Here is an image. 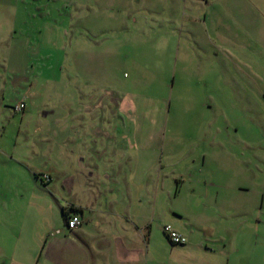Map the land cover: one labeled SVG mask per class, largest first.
<instances>
[{"label": "rangeland", "instance_id": "1", "mask_svg": "<svg viewBox=\"0 0 264 264\" xmlns=\"http://www.w3.org/2000/svg\"><path fill=\"white\" fill-rule=\"evenodd\" d=\"M137 1L0 0V264H34L40 254L47 264L58 253L51 244L70 240L61 118L81 99V62L97 95L111 88L115 100L134 104V131L149 152L136 163L165 181L152 232L159 260L264 264V0ZM205 19L223 54L224 91L218 57L207 60L198 41ZM207 80L213 108L194 90ZM20 101L25 109L13 111ZM52 167L56 178L43 184ZM142 181L135 188L154 193ZM186 220L196 247L182 255L161 228Z\"/></svg>", "mask_w": 264, "mask_h": 264}, {"label": "crops", "instance_id": "2", "mask_svg": "<svg viewBox=\"0 0 264 264\" xmlns=\"http://www.w3.org/2000/svg\"><path fill=\"white\" fill-rule=\"evenodd\" d=\"M139 2L140 0L137 1V3ZM193 8L190 7V10ZM190 20L198 19L192 14ZM203 22L205 25L198 22L200 28L202 27L198 41L206 43L204 56L207 60L218 57L219 73H221V84L218 89L224 91L225 86L229 87V83L228 80L225 82L223 54L221 51L214 50L216 41L211 37L210 28L206 26V19ZM226 54L230 56V53ZM92 58L93 56L82 57L86 62H90ZM88 72V67H83L81 62L78 74L80 76L85 74V78L79 86L81 99L76 104H67L68 108L69 106L74 108H70L61 118L63 120L62 139H64L63 166L57 165L68 172L64 175L68 178L64 179L63 192L70 195L72 202L62 208V215L65 227L69 231L67 233L70 235V240L63 244H51L55 252L60 253L61 251L62 253L61 255L56 253V258H50L51 261L47 264H166L159 260L160 255L155 253L156 250H153L152 245L153 222L157 219L161 221L157 214H163L160 209V198L161 191L165 194V181L161 182L158 178L157 168L154 173L149 172L148 175H145L139 170V165L136 163V157H138V161L149 159V152L148 149L145 150L148 153L145 155L144 145L146 143L143 142L142 137L137 139V134L134 131L136 121L130 111L134 104L129 105L115 100L113 92L116 91L111 88L107 90L108 94L105 96L107 99L102 91H100V95H97L96 90L99 88L96 81L88 79ZM200 74L203 78L207 75L204 72ZM208 82L209 80L207 83H198L194 90L198 91V101H201L200 97L206 93L203 105L213 108L215 100L208 92ZM5 87L6 85L3 86V88ZM85 91H89V94ZM91 94L93 95L90 96ZM82 96L84 97L82 98ZM218 98L217 107L221 105L223 108L225 100L222 95ZM125 99L127 98L125 97ZM4 105L7 106L6 100H4ZM106 106L112 109L108 110ZM13 107L12 109L15 111ZM121 108L123 110L126 108V110L122 112ZM104 114L106 116H103ZM219 134L215 135L219 136ZM47 135L48 138L49 136L51 138L55 136V133L50 132ZM155 152H157L156 147H154ZM162 162L163 160L159 157V168L163 171L165 164ZM76 168L77 170H75ZM88 168L90 169L88 170ZM73 171H79L80 177L71 178L70 172ZM55 172L57 171L54 167L49 168L44 171L40 181L46 185L51 184L57 176ZM139 173H143V175ZM36 174L40 175L41 173ZM35 177L38 180V176L35 175ZM144 179L153 182L154 193L150 190L147 193H141V190L135 188L137 184L138 186L143 185L142 180ZM161 188L163 189L161 190ZM73 208L80 210L79 214L84 218V223L76 229L69 230L63 211L71 214L75 211ZM182 214L176 216L183 220L185 218ZM183 224L185 226H181V223H173L175 227L172 226L187 237L186 244H173L167 239L174 252L189 255L196 247L192 244L196 227L187 220ZM161 229L165 234L163 227ZM205 249L213 251L206 244ZM41 255L35 256L34 264H41ZM184 260H180L179 264H197L188 259Z\"/></svg>", "mask_w": 264, "mask_h": 264}, {"label": "built area", "instance_id": "3", "mask_svg": "<svg viewBox=\"0 0 264 264\" xmlns=\"http://www.w3.org/2000/svg\"><path fill=\"white\" fill-rule=\"evenodd\" d=\"M25 106H26V103L24 101H21V102L17 103L16 105H14L13 108L16 112H21L25 109ZM46 178L49 179L48 176H46ZM83 223H84V218L81 216V214L72 213V214H69V216H68L67 228L69 230H73V229H76V228L82 226ZM163 230L166 233V235L168 236L169 240L173 244L183 245V244L187 243V237L184 236L179 231H177L176 229H174L172 227V225H170V224L164 225Z\"/></svg>", "mask_w": 264, "mask_h": 264}, {"label": "trees", "instance_id": "4", "mask_svg": "<svg viewBox=\"0 0 264 264\" xmlns=\"http://www.w3.org/2000/svg\"><path fill=\"white\" fill-rule=\"evenodd\" d=\"M73 210H75L74 212H71V214L72 213H79L80 212V210L79 209H77V208H73ZM63 213H64V216H65V219H66V221H67V219H68V216H69V214H67L66 212H64L63 211ZM166 234V233H165ZM167 236V235H166ZM167 238H168V236H167ZM169 239V238H168ZM170 241V240H169ZM171 242V241H170ZM172 243V242H171Z\"/></svg>", "mask_w": 264, "mask_h": 264}]
</instances>
